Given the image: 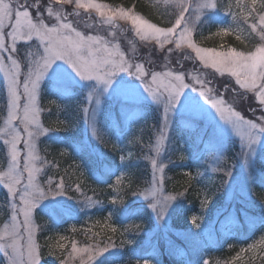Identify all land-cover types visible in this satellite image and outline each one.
<instances>
[{"label":"snow or ice","instance_id":"1","mask_svg":"<svg viewBox=\"0 0 264 264\" xmlns=\"http://www.w3.org/2000/svg\"><path fill=\"white\" fill-rule=\"evenodd\" d=\"M259 2L260 12H257L256 7L258 0H250V3L249 0H236V6L240 9L236 13L231 11V7L225 6L232 17L231 30L239 33L237 39L245 32L249 37H258L259 43L255 45V50L244 52L234 48L222 51L206 49L193 42V31L202 17L208 10L220 7L217 0H164L162 17H168L166 26L150 23L130 9L121 8L106 13L108 5L96 0H0V71H3L6 81L4 96L7 110L3 126L0 127V140L7 149V167L0 170V184L7 189L6 196L11 209L9 222L0 229V249L4 250L8 264H41V245L35 235L39 227L33 220L34 210L49 197L65 195L67 188L71 187L66 186L62 176L58 181L48 177L44 184L39 180L49 161L38 154L36 142L41 135L46 136L54 130L44 127L41 122V113L45 109L39 103L40 85L54 65L58 76L66 75L56 62L64 61L81 79L95 81L87 102L80 110L96 140L100 139L96 121L100 98L112 87L119 74L126 73L136 78L143 92L161 106L156 144L154 148L149 147V151H154L155 155L146 157L151 162V179L149 187L140 195L150 202L149 206L157 217L162 218L170 202L176 199L164 195L166 165L161 160L163 145L169 140L172 129L171 118L181 103L189 113L198 114L204 108L197 98L187 96L186 90L198 92L219 117L231 125L232 131L240 138L242 147L239 155L246 163L254 156L255 145L264 138V115L247 119L233 106L237 99H244L251 93L253 99L259 101L257 107L264 111V0ZM70 4L74 8L66 12L65 6ZM80 10L86 13L95 10L102 18L101 24L112 26L117 20L129 21L140 41L159 45L166 53L167 63L161 65L162 70L157 71L154 61L137 55L136 42L133 40L128 41L130 48L125 52L116 40L115 31L111 32L112 39H108L78 30L74 26V19L69 17H80ZM249 20L252 21L250 24ZM85 28L93 29V25L87 24ZM230 28H222L218 34L226 35ZM18 41L28 42L23 62L17 58ZM184 49H191V52L183 55V60H198L204 69L211 68L221 76L228 73L235 78V86H225V92L232 94L231 103L211 86L212 81L206 78L205 73L186 72L180 59H176L175 67L172 66L174 54ZM187 77L191 78V82H186ZM118 94L126 99L136 98L137 88L122 82ZM250 110L255 115L256 109ZM76 148L80 152L96 154L86 139L80 141ZM120 160L124 161V157L121 156ZM222 170L218 167L211 169L212 172ZM123 175H117V183L121 182ZM226 175L231 180L233 172L229 169ZM75 191L83 197V208L91 209L100 204V201L84 194L80 184L75 185ZM113 204H123V199L114 198ZM113 214L110 212L109 218ZM197 227L200 225L197 224ZM58 247L63 250L66 246L59 244ZM114 247L110 243L103 248L98 245L78 248L73 242L71 251L61 259L60 264H69L77 255L80 256L81 264H90L97 256H102ZM144 264H148V261ZM204 264L209 262L205 260Z\"/></svg>","mask_w":264,"mask_h":264},{"label":"rangeland","instance_id":"2","mask_svg":"<svg viewBox=\"0 0 264 264\" xmlns=\"http://www.w3.org/2000/svg\"><path fill=\"white\" fill-rule=\"evenodd\" d=\"M96 2L101 3L99 1H96ZM217 3L220 4L221 0L220 2L219 0H217ZM229 7L233 8L232 12L234 13L240 12V9L236 6V0H229ZM73 8H74V5H71V4L66 5L65 11L70 12L73 10ZM220 8L221 7L208 10L207 14L204 17H202V20L199 22L196 28L199 27V25L205 26L211 23L216 24L219 30H221L222 28H230V26L233 23L232 17L224 21L223 16L224 14L227 13V8L225 9H220ZM109 10H113V9L108 7L105 9V12L108 13ZM114 10H118V9H114ZM132 11L136 15H139L141 18L145 19L144 17H142L140 14H138L134 10ZM80 12H81L80 17H76V18L69 17L70 19H74V26L78 27V30L85 31L86 34H93V35L98 34L101 36H105L108 39H112L111 32L115 31L116 40L121 44V48L125 52H128L130 48V46L128 45V41L133 40L136 42L137 55L142 58H150L152 61H154L155 69L157 71L162 70L161 65H163L164 63H167V60H165L166 53L163 52L159 48V45L153 46V42L140 41L139 37L135 35V32L129 21L117 20L114 25L110 26L107 24L100 23L102 18L99 16L98 13L95 12V10H92L90 13H86L85 10H80ZM248 23L250 24V22ZM87 24L93 25V29H86L85 25ZM97 25H100L101 28L97 27ZM194 35H195V30L193 31V34H192L193 42L196 43L197 46L199 47L206 48V49H215L217 51L227 50L226 48H222V47L202 46L197 41H195ZM22 42H25L26 48L28 44V42L26 41H18L17 58L20 60L21 58L22 60L24 59V56L27 51V49L24 51H20L19 45ZM169 46L170 45L166 47H169ZM190 52H191V49L178 50L174 54V57L172 58V66L175 67L176 59H180L181 63L184 66L183 70H185L186 72L192 73L194 71H200V72L205 73L206 78L212 81L211 86L214 87L220 95H223L225 99L231 103L232 94L230 92H225V86H228L229 88L232 86H235V78L231 77V75L228 73H225L223 76H221L219 73L215 72V70L211 68L204 69L202 66V63L198 60H192V59L183 60L181 58L183 55H186ZM20 53L22 55L19 57L18 54ZM56 65L62 66L64 73L66 75L63 77L58 76L56 67L54 65L53 68L45 75L40 85L39 103H40V107L45 109V111L41 113V122L44 127H50L54 129L53 131L49 132L46 136L54 137L56 139L63 140L64 142L67 136H70V135L74 136L75 134H78L79 132L85 133L86 138L82 140L86 139L91 144L92 148L95 149L96 154L79 151V153L74 155L73 162H76V163H74L72 168L74 169L76 167L77 170L78 169L80 170V171L78 170L80 174L77 173V177L80 178L79 180L83 179L85 183L83 184L82 181H79V180L78 181L75 180L76 182L75 181L73 182V180L71 179L72 183H74L73 184L74 187L71 188V190L67 189L65 195L49 197L47 200L43 201L39 205V207L47 209V210H51L53 213H55L56 209H73L74 210V206L79 205V202L82 201L83 197L81 196V193L75 191L76 184H80L81 189L84 192V194H86L87 196H90L87 193L88 188H91L90 184L95 185L99 182L100 180L98 179L99 177L94 173L92 174V171L89 169L90 167H94L93 156L97 157L99 153V155H101L102 157H107V154H106L107 149H105V147L102 146L103 149L101 152L99 141L101 140L103 135L105 137L104 139L108 138V135H109L108 127L110 125L109 123H112L111 122L112 119L113 120L117 119V112L115 111V108H117V106L128 107L134 102L141 103V105L138 104L139 106L137 107L135 111L129 112L127 110H123L121 112V117L126 118V121L129 123V125L132 126L133 129H135L138 125H140V120H151L152 117L150 116H157L156 121L158 122L161 111H162L161 106L157 104L156 102H154L146 93L143 92L142 86L139 85V81L136 78L127 76L126 73H121L117 76L112 87L109 88L106 92H104L100 98V105H99V108L96 114L97 129H98L97 136H99L100 139L96 140V137H93L91 135L90 125L83 118V114L80 110V107L77 105H74L76 101L82 100L84 102H87L88 94L92 90V87L95 85V81H86V80L81 79L79 75L76 74L75 71L70 67V65H68L64 61H57ZM0 74H1L0 78H2L0 80V104H2L1 107L5 108L4 117H3V120H4V118L7 115L6 101H5V96H4V89H5L6 81H5L3 71H0ZM47 79H50L51 81H53V82H48V86H47V83L46 84L44 83L45 80ZM58 82H60L63 85V87L55 86L59 84ZM122 82L131 84L137 88L136 98L126 99L124 96L118 94V89ZM186 82H191V78L187 77ZM77 84L86 87V94H83V92H79L77 90L78 91L77 94L80 97H75L76 90L73 91L74 89H72V87ZM49 86L50 88L48 89ZM44 89L47 92H45ZM186 95L197 98L200 101V103L204 105V108L198 114L189 113L184 110L183 103H181V105L178 106L176 112L173 113V116L171 118L172 129L169 132V140L163 145V152H162V158H161L162 162L166 165L165 173H164L165 179H166V171H167V163H168L166 160V158H168L167 155L171 154L172 152H175L177 148H181V150L178 151V153L179 152L187 153V155L185 156L186 159L188 160V157L190 155L191 160L196 163L197 170L191 171L190 174H192L191 176L195 177L203 187L206 185V183L209 180L210 181L213 180V176L216 175V172H212L211 169L213 167H217V158L218 157L221 158V156H223L222 155L223 148L219 147V143L223 142L228 145V144H233L235 142L236 147L239 149L237 152L239 159L237 161L232 162V163L227 161V164L221 165L219 167L223 169L222 171L227 172L230 169L233 172L231 180H229V178L226 175L225 176L226 180L224 184H222V189L224 190V193L226 194L225 201L227 202V204L224 205L221 209H219L218 204L214 205V203L208 201L209 206H206V203H203L202 208L205 214H208V215H210L211 213L213 214L206 221L204 220L201 221L199 217L192 215L191 222H190V224L195 223L196 226L197 224L200 225V227H198L199 228L198 231L200 232L201 238L205 240H211V238L215 235L216 239L219 240L220 238H223L225 236L228 224L232 223L235 220L234 217L233 218L231 217L228 220L226 219V215L222 214V211L228 207L229 203L232 207H235L233 203L234 195H238V194L241 196L243 195V200H240L241 202L238 204V207L243 211V216H245L250 222H253L258 217L257 213H259L260 210L257 211L258 209L254 203L255 199L257 201L255 191H253L255 189L251 190L252 188L249 186V183H251L250 181L253 180L251 176V172H250L252 169V166L259 164L264 168V151L261 152V150H264V138H262L260 142L257 145H255V154L254 156H252L251 160L248 163H246L244 159L239 155V153L241 152V147H242L240 138L232 131L231 125L227 123L226 121H223L219 117V114L216 112V110L210 104H208L207 101H205L198 92H195L192 89H188L186 90ZM74 97L77 99L72 103L71 99ZM108 100H110V102H108ZM47 102H49L50 105H48ZM258 104H259L258 99H253V94L249 93L246 98L237 99L233 106L236 108V110L241 111V113L245 115L247 119H256L259 116L264 115V111H262L260 107H257ZM147 105H152L151 106L152 108L148 109L144 107ZM252 108L256 109L255 115H253V112L250 110ZM195 118H200V119L203 118L204 122H202V124L198 123L195 120ZM2 126H3V123H2ZM61 133L64 134L63 137L60 136ZM42 136L45 137L44 135H41L39 139ZM39 139L37 140L36 145H37V152L41 156L40 148H39ZM156 139L157 137L154 140L155 143L152 144L153 148L156 144ZM177 142L179 143L178 146H176ZM0 143L3 144V141L0 140ZM76 145L77 144H74V147L77 150ZM20 147L23 148V144H21ZM182 148H185V149H182ZM202 150H205V152L204 154L200 155ZM213 155L214 157L212 160L211 156ZM213 162L214 164H212ZM84 165L86 166V168ZM150 166H151V162H150ZM6 167H7V164L5 168ZM151 171H152V168H151ZM217 172H220V171H217ZM120 173H124L121 179V182L117 183V177H116L113 183V186H112L114 193H115V196L112 198V201H111L113 208H114L113 199L114 198L116 200L121 199L118 196V192L123 189V185L125 182V168H121L118 175ZM198 173H203V175H198ZM45 178L46 180L48 179L47 174L44 171L39 176V180L41 184H44L46 182ZM89 181L90 183H88ZM65 184H66V181H65ZM85 184L88 187L86 189L85 188L83 189V186ZM1 185L3 186V184ZM147 188H143L142 190L144 191ZM3 189L7 192V189L4 186H3ZM72 194L74 195L78 194L79 196L74 197ZM165 195H171V193H167ZM215 196H217V193L214 195V197ZM140 199L144 200L143 196H141ZM201 201L203 202V198L201 199ZM178 204H180V202L177 201L176 199L171 201L170 206L166 209V212L162 218H158L156 212H154L153 209L150 207V212L151 214H153V218H152L153 226L150 229V232L148 233V238L155 239L157 236L156 233L158 230L165 232L167 230L164 228H168V229H173L171 231H173L174 233L184 235L191 245L197 246L200 244L201 246V243L197 241L199 240L198 238L193 237L190 234H187L189 227L180 229L172 225L173 224L172 211L174 210L175 207L178 206ZM36 210L37 209H35L33 213V220H34V223L38 226V223L35 220ZM113 211H114L113 209H110L108 211V214ZM10 215H11V209H9L8 211V219L6 220L5 223L9 222ZM105 217L106 218H104L103 221L114 225V220H113L114 218L112 217L109 218L108 215ZM68 218L69 219L66 220L67 226L64 227V230L76 229L77 228L76 219H81L83 220V224L84 223L88 224V226H84V227L85 228L88 227L89 230L92 228H96V225L99 222V221L95 222L94 220L97 217L91 216V215H87L85 218L84 217L79 218L71 214L68 216ZM4 224L0 225V229L3 228ZM176 230H183L185 234L178 232ZM260 237L261 236L255 239L253 241V244L255 245L260 244L259 243ZM36 240H37V237H36ZM262 240H264V235L262 236ZM73 242L76 243V246L78 248H84L87 245L96 246L94 244H87V243L85 244V243H82V242L80 243V242L73 240L71 241L69 252L71 251ZM98 246L100 248L104 247L100 244H98ZM201 247H204V246L202 245ZM0 253H3V255H5L3 249H0ZM65 257H67V255L64 256L63 258ZM5 258L7 260L6 262L8 263V259L6 256ZM101 258L102 256H97L94 262H99ZM85 261H87V257H85ZM146 261H148V264H154L156 260H153V261L146 260ZM94 262H90V264H93ZM144 262H136V264H144ZM41 264H46V263L43 262L41 259ZM69 264H81L80 256L78 255L75 256L72 260H70ZM121 264H129V263L122 262Z\"/></svg>","mask_w":264,"mask_h":264},{"label":"trees","instance_id":"3","mask_svg":"<svg viewBox=\"0 0 264 264\" xmlns=\"http://www.w3.org/2000/svg\"><path fill=\"white\" fill-rule=\"evenodd\" d=\"M96 1L108 5V7L112 8L113 10L121 8L134 10L148 21L159 26H166L167 24L168 17H162V13L165 10L164 1L162 0ZM257 4V11L260 12V2L258 1ZM219 5L221 9H225V6H229V0H221ZM248 22L251 23L252 21L249 20ZM97 27L101 28L100 25H97ZM241 27L244 26L242 25ZM219 32L220 30L215 24L211 23L205 26L199 25V27L195 29L194 39L205 47H222L226 49L234 48L244 52L254 50L255 45L259 43L258 38L249 37L247 32H245L243 35H240V39H237V35L239 33L232 31L231 28L226 35H219ZM19 46L20 51H24L26 48V44L24 42L20 43ZM18 55L19 57L21 56V54ZM47 103L49 105V102ZM1 106L2 104H0V127L2 126L5 112V108ZM157 127V122L154 120L153 124L143 120L135 130L131 131V134L129 135L126 146L123 148L122 153L131 164L127 163L128 166L126 167L125 182L123 189L119 191V197L123 199V204H115V210L113 212L114 214L111 216L114 219H116L121 212V207L123 205L129 203L135 198L136 195L143 191V188H147L149 186L152 171L150 161L146 159V157L155 155L154 151H149V147L155 143L154 140L157 137ZM103 144L110 155L109 163L115 165L118 155L120 154L119 150L114 146L113 142L111 141V137L108 141L103 142ZM176 146H178V143H176ZM39 148L41 157H44L47 161H49V164L45 169L47 177H52L56 181H58L61 176L64 177L66 186L71 185V187L67 189L71 190V188L74 187V183H72L71 179L73 182L80 179L77 177V173H79L80 170L78 169V171L76 167L74 169L72 168L74 165L73 155H75L72 154L73 149L71 148L70 151H66L58 144L50 143L43 138L39 139ZM238 150L239 149L235 147L232 152H230L231 156L228 157V162L232 163L237 161ZM178 151L179 148H177L175 152L167 155L168 158H166V160L168 163L166 179L163 187L164 195L171 193V196L176 197V200L180 202V204L174 208L172 214L173 225L181 229L189 227L188 225H190L191 222L192 211L196 205H203V203H206V206H209V202L214 203V205L223 202L226 194L222 189V184H224L226 180V172H217L216 175L213 176V180H209L203 187L195 179H193L192 176L185 172L184 168L182 167L183 154L178 153ZM6 164V146H3V144L0 143V170H3ZM225 164L227 163L224 162L222 165ZM105 176L106 178H110L109 174H106ZM79 181H82L83 184L85 183L83 179ZM88 183H90V181ZM90 185L91 188H88L87 193L93 194L100 199H108L109 191L106 190L105 186H100L97 184ZM87 187L88 186L85 184L83 189H86ZM253 191H255L258 200L264 201V189L257 186ZM216 193L217 196L214 197ZM72 195L74 197L79 196L78 194ZM202 198L203 202L201 201ZM134 206H136V202H133L132 207ZM137 207H139L140 210H137L138 212L136 215H134L132 220L124 227L117 222H115L114 225L106 223L103 221V219L106 218L104 216L106 214H102L100 216L98 215L94 220L95 222L99 221L96 225V228L89 230L88 227H84L88 226V224L84 223L77 227L75 231L71 229H58L53 220L43 214L40 210H37L35 212V220L38 223L39 230L36 232V237L37 242L41 245L42 261L46 264H59L61 259L68 255L71 241L75 240L85 244H100L104 247L110 243L114 244V248H110V251L105 253L104 257L102 255L101 261L93 263L110 264L109 260L111 256L109 254H118L119 251L130 248V245L135 248L139 243V240H143V232L151 229L153 226V219L150 211L145 207L143 208L142 205L138 206V202ZM9 209L10 207L8 205L6 191L4 189H0V225L4 224L8 219ZM202 209L203 208H200V211ZM202 214L205 215V212H202ZM113 229H115V231H113ZM248 230L249 231L244 233V236H248V234H250L252 231L251 229ZM136 231H139V233H135ZM130 233L135 236L132 235L131 237ZM61 237H64V239L62 240ZM240 239L241 234L237 233L235 235V239L233 240L232 249H227L218 253L214 252L212 255L213 264H264V240L261 238V242L259 241L260 244L251 245L249 241L241 242ZM128 241H131V243H128ZM59 244H64L66 247L61 250L58 247ZM249 245L251 246L249 247ZM53 252H55L54 255L52 254ZM62 252L63 255H61ZM6 261L7 260L5 256L0 255V264H8Z\"/></svg>","mask_w":264,"mask_h":264}]
</instances>
